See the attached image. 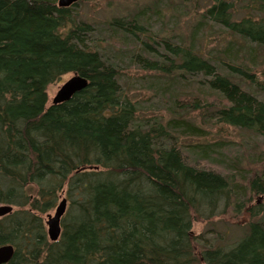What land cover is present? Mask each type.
Masks as SVG:
<instances>
[{"label": "trees", "instance_id": "16d2710c", "mask_svg": "<svg viewBox=\"0 0 264 264\" xmlns=\"http://www.w3.org/2000/svg\"><path fill=\"white\" fill-rule=\"evenodd\" d=\"M57 1L0 0L8 264H264V204L254 203L264 198V166L251 169L241 149L227 158L224 140L205 143L208 127L264 139V0H198L210 4L180 41L152 31L142 12L100 29L81 15L82 1ZM207 29L223 31L217 53L198 47ZM131 69L160 79L169 118L143 115L123 87ZM70 74L89 86L49 106L48 87ZM64 199L62 234L51 242L45 220ZM230 213L248 219L234 225L244 233L233 241L194 232Z\"/></svg>", "mask_w": 264, "mask_h": 264}, {"label": "rangeland", "instance_id": "374dc122", "mask_svg": "<svg viewBox=\"0 0 264 264\" xmlns=\"http://www.w3.org/2000/svg\"><path fill=\"white\" fill-rule=\"evenodd\" d=\"M81 1L82 3L78 8L81 10V15H88V18L91 17L92 19H94V21L99 24L100 29L106 28L105 23L110 22V20H112L113 18L127 16L130 17L142 12L145 13L143 18L148 21L152 31L158 33V30L162 28V31H165L168 36H175L176 34L177 41H180V35L183 36L184 34V39L186 37H189L192 29L191 26L193 22L196 21V17L198 16L197 12L202 11L199 9H205L206 6L210 4V1H203V3L198 2V0H187L185 1L184 6L182 5V3L179 4V2H182L183 0H80L79 2ZM57 2H59V0ZM153 5H156V8H159V10L166 14V21L164 24H161L160 21H158V18L153 14L156 10L154 9ZM148 8H150V10ZM178 10H182V14L179 13ZM173 16L182 18V20L178 22V24H176L177 20L175 19V17L173 18ZM172 22L175 23L172 24ZM206 31L207 33L206 39H204V43L198 45L202 53H217V51L219 52V50H222L225 47V43L227 42L221 40V38H223L224 36L223 31L221 32L218 29H207ZM219 36H221L220 39ZM127 72V79L124 82L123 87L132 97V99L134 98L142 105L141 108L144 110L143 115H145L146 117H156L158 119H160L161 117L169 118V110L166 111L165 105L161 103L167 102V100H163L165 93L163 91V88L159 89L161 88V85L159 86V84L155 82L160 79H154L155 74L142 73L137 69H131L130 71L127 70L126 73ZM72 77L73 75L71 74L66 75L48 87L47 93L49 106L53 104V100L55 99L58 91ZM217 129L219 128H207V131L208 133L210 132V134L209 137L205 138L207 139L205 143L209 141L213 142L214 140H224L225 142L230 143V146H228L226 149H223V151L226 153L227 158L234 159L238 157L236 150L241 149V156H246V159L250 162L249 167L251 169H259L260 166H264V164H256L257 161L255 160L257 159V157L264 158V156L262 155V153H264V139L249 135L244 131H238L229 128L219 129V137H216L215 135L217 134ZM184 141L193 144L201 142L203 140L186 137ZM228 150H231L230 153L232 154H228ZM223 151L221 153H223ZM262 169H264V167ZM254 203L264 204V198L258 197ZM68 210L69 208L67 209V212ZM50 214L54 216L55 211ZM47 220L48 219L46 217L45 221L47 222ZM246 221H248V219H236L234 215L230 213L227 217L215 220L213 224L199 222L198 225L195 226L194 232L197 235L205 234L206 239H209V241L215 239L218 236L217 234H220L233 241L235 237L238 238V236H242L244 233V230H239L237 226L234 225L241 224L245 227ZM212 232H214V236H212Z\"/></svg>", "mask_w": 264, "mask_h": 264}, {"label": "water", "instance_id": "95a60500", "mask_svg": "<svg viewBox=\"0 0 264 264\" xmlns=\"http://www.w3.org/2000/svg\"><path fill=\"white\" fill-rule=\"evenodd\" d=\"M79 0H59L58 6L60 8H69L75 5ZM89 86L87 79L74 75L68 82H66L62 88L58 91L53 105H59L69 102L76 94L81 93ZM14 208L12 206L0 207V218L13 213ZM67 211V200H62L58 205L55 215H49L47 220L48 236L50 241L57 242L60 239L62 229L61 221ZM15 248L11 245L0 247V264H8L14 257Z\"/></svg>", "mask_w": 264, "mask_h": 264}, {"label": "bare ground", "instance_id": "6f19581e", "mask_svg": "<svg viewBox=\"0 0 264 264\" xmlns=\"http://www.w3.org/2000/svg\"><path fill=\"white\" fill-rule=\"evenodd\" d=\"M49 237V236H48Z\"/></svg>", "mask_w": 264, "mask_h": 264}]
</instances>
